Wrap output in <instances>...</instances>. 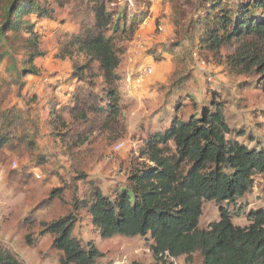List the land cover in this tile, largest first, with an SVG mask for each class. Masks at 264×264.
<instances>
[{"label": "trees", "instance_id": "trees-1", "mask_svg": "<svg viewBox=\"0 0 264 264\" xmlns=\"http://www.w3.org/2000/svg\"><path fill=\"white\" fill-rule=\"evenodd\" d=\"M115 1L0 0V47L8 48L0 60L24 51L23 67L16 74L20 79L39 76L36 61L45 55L37 23L29 19H52L55 4L59 9L72 6L70 15L78 19L79 29L65 35L59 58L73 62L65 83L74 89L65 92L67 102H50V115L51 126L66 130L75 140L76 156L82 152L79 143L84 145L92 134L94 118L99 120L98 130L120 126L126 131L119 68L128 44L149 18L152 3L135 0L139 6L129 21L127 10L115 13L110 9ZM163 3L170 7L175 34L182 35L181 40L163 48L174 63L168 83L156 85L167 105L193 79L187 70L189 49L219 57L224 48L234 47L233 54L226 57V68L257 74L264 90V0ZM216 96L201 107L200 114L169 119L166 127L150 134L126 184L112 195L96 187L84 198H73L74 210L87 212L103 239L150 237L153 264H176L180 258L197 264L196 256L199 264H264V208L246 211L240 207L236 216L246 215L245 227L234 223L235 213L229 209L253 191L257 177L264 182V145L252 146L256 139L251 133L230 125L226 106ZM6 98L4 94L0 110ZM25 123L21 110L0 112V153L14 148L16 134L27 130ZM241 138L247 142L239 141ZM52 196L61 195L54 191ZM206 202L217 204L219 221L201 228ZM76 223L73 214L41 223L39 235L54 238L52 246L62 254L60 264H98L104 254L93 242L85 244L74 235ZM26 242L34 244L30 236ZM0 264L22 263L0 244Z\"/></svg>", "mask_w": 264, "mask_h": 264}, {"label": "rangeland", "instance_id": "rangeland-1", "mask_svg": "<svg viewBox=\"0 0 264 264\" xmlns=\"http://www.w3.org/2000/svg\"><path fill=\"white\" fill-rule=\"evenodd\" d=\"M132 1L133 5L129 0H116L110 9L115 13L127 10L130 21L138 9L136 1ZM54 7L52 19L43 20L46 29L36 27L41 51L45 53L36 61L39 76L17 78L16 74L23 67L24 51L9 53L13 58L0 60V100L4 99V94L7 95L2 102V110L24 112L27 129L16 134L13 149L7 147L0 153V244L22 264H60L62 254L53 248L52 236L39 235L42 230L40 224L73 214L77 217L74 235L85 244L93 242L104 254L98 264H153L155 258L150 237L103 239L88 213L74 210L73 198L77 195L84 198L96 187L112 195L126 184L130 170L138 162L140 149L150 134L166 127L169 119H188L200 114L201 107L217 94L226 106L230 125L251 133L256 139L252 146L264 145L262 78L257 74L234 73L226 68V57L234 52L232 46L224 48L219 57L209 53L200 55L198 51L189 49L187 70L191 71L193 79L187 84L186 91L172 99L169 105L157 89L156 93L154 89L148 90L140 99H124L123 124L126 131L122 132L120 126H114L110 131L98 130L99 120L94 118L92 134L84 145L79 143L82 152L76 156L77 149L72 148L75 140L70 139L69 132L51 126L50 102H67L69 97L65 92L74 89L65 83L73 71V62L59 58V44L66 34L78 31V19L70 15L71 5L63 9L56 4ZM168 17L169 14L162 9L159 18ZM37 19L31 17L29 20L38 23ZM49 25L51 29L47 28ZM172 28L173 34L162 48L182 39V35L175 34L173 25ZM7 50L1 46L0 56ZM77 59L82 61L81 57ZM239 141L245 142L246 139ZM119 144L124 145L121 151L116 149ZM54 191H59L61 196L53 198ZM240 207L246 211L264 208V182L260 177L256 178L253 191L230 205L229 209L236 216ZM217 221L219 207L214 202H206L200 227L207 228ZM234 223L247 226L246 215L236 216ZM27 236L34 242L32 246L27 244ZM196 263H200L198 256ZM176 264L188 263L185 258H180Z\"/></svg>", "mask_w": 264, "mask_h": 264}, {"label": "crops", "instance_id": "crops-1", "mask_svg": "<svg viewBox=\"0 0 264 264\" xmlns=\"http://www.w3.org/2000/svg\"><path fill=\"white\" fill-rule=\"evenodd\" d=\"M162 9L169 14L167 19L159 18ZM170 19L169 5H165L163 0L152 2L149 18L137 31L133 41L128 44V50L119 68L122 77L119 89L123 96V104L124 99H140L148 93V90L154 89L155 92L157 84L168 82L174 70V63L172 56L161 46L166 44L173 34ZM43 20L37 21V26L45 28ZM47 28L51 29L52 26L49 25ZM146 67L152 68V74L146 76L143 73ZM139 78L143 81L141 87L137 89L135 81ZM153 92L149 91L152 95Z\"/></svg>", "mask_w": 264, "mask_h": 264}, {"label": "built area", "instance_id": "built-area-1", "mask_svg": "<svg viewBox=\"0 0 264 264\" xmlns=\"http://www.w3.org/2000/svg\"><path fill=\"white\" fill-rule=\"evenodd\" d=\"M155 0H151V3L152 2H154ZM129 2H130V4H132L133 5V1L132 0H129ZM112 6H114L115 4L113 3V4H111ZM110 5V6H111ZM195 56H196V54H195ZM152 68L151 67H146L144 70H143V73L147 76V75H150V74H152ZM142 81H143V79L142 78H139V79H137L136 81H135V83L137 84V89L138 88H140L141 87V85H142ZM123 144H119V145H117V147H116V149L117 150H119V151H121L122 149H123Z\"/></svg>", "mask_w": 264, "mask_h": 264}]
</instances>
